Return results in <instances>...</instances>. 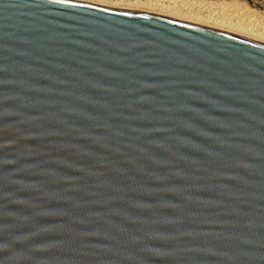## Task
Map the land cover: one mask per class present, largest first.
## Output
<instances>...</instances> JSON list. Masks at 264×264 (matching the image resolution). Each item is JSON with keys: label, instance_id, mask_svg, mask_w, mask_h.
Wrapping results in <instances>:
<instances>
[{"label": "water", "instance_id": "1", "mask_svg": "<svg viewBox=\"0 0 264 264\" xmlns=\"http://www.w3.org/2000/svg\"><path fill=\"white\" fill-rule=\"evenodd\" d=\"M0 264H264V42L0 0Z\"/></svg>", "mask_w": 264, "mask_h": 264}, {"label": "bare ground", "instance_id": "2", "mask_svg": "<svg viewBox=\"0 0 264 264\" xmlns=\"http://www.w3.org/2000/svg\"><path fill=\"white\" fill-rule=\"evenodd\" d=\"M155 13L264 42V13L240 0H80Z\"/></svg>", "mask_w": 264, "mask_h": 264}, {"label": "rangeland", "instance_id": "3", "mask_svg": "<svg viewBox=\"0 0 264 264\" xmlns=\"http://www.w3.org/2000/svg\"><path fill=\"white\" fill-rule=\"evenodd\" d=\"M245 2L247 6L254 11L264 13V0H240Z\"/></svg>", "mask_w": 264, "mask_h": 264}]
</instances>
